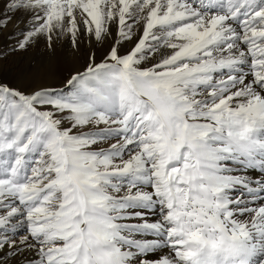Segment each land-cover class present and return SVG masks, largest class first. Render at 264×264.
<instances>
[{"label": "snow or ice", "instance_id": "1", "mask_svg": "<svg viewBox=\"0 0 264 264\" xmlns=\"http://www.w3.org/2000/svg\"><path fill=\"white\" fill-rule=\"evenodd\" d=\"M0 264H264V0H0Z\"/></svg>", "mask_w": 264, "mask_h": 264}, {"label": "rangeland", "instance_id": "2", "mask_svg": "<svg viewBox=\"0 0 264 264\" xmlns=\"http://www.w3.org/2000/svg\"><path fill=\"white\" fill-rule=\"evenodd\" d=\"M39 50L33 49V58L35 57V55L37 56ZM20 54H17L15 56H11L9 57V60L5 63L4 67H3V73L2 74H6L8 79H12L14 76H16L18 73L24 72L26 73V76L28 79H31L32 77L36 76L32 71H27L29 68L32 69V67H28V63H21L19 61V56ZM57 56H61L62 57V61H64L65 63L69 62L68 59V55L67 53L61 52V51H56V53L53 55V60L57 59ZM58 60V59H57ZM60 61L59 64L56 63L55 66L53 67V73L56 72V74L58 75V77H60L62 74H66V67L64 64V62ZM19 63V64H18ZM45 66H41L40 64H38V68H44ZM59 68V70H58ZM12 74L13 77H12ZM37 75L40 77V79H44L45 77H49L51 76L52 78H56V75H50L49 73L45 72L44 70L40 71L37 73ZM51 79H49V82H54Z\"/></svg>", "mask_w": 264, "mask_h": 264}, {"label": "bare ground", "instance_id": "3", "mask_svg": "<svg viewBox=\"0 0 264 264\" xmlns=\"http://www.w3.org/2000/svg\"><path fill=\"white\" fill-rule=\"evenodd\" d=\"M58 51L67 53L68 55V59L69 62L65 63L64 61H62V57L61 56H57L55 59L53 60V55H49L44 49L43 47H41L39 49V52L37 54V56L35 55V57L33 58L34 54H33V50L27 52V53H21L19 56V61L22 63H28V67H32V70L36 76L38 72L44 70L45 72L49 73L50 75H56V78H52V81H55V79H58V75L55 73H53V67L55 66L56 63L59 64L60 61L64 62L66 69H68L70 66H72L75 63V59L74 57L71 55V53L69 51H67L66 49H57ZM19 64V63H18ZM38 64H40L41 66H45L44 68H38ZM59 70V68H58ZM14 74H12L13 77ZM39 77V76H38ZM40 78V77H39Z\"/></svg>", "mask_w": 264, "mask_h": 264}]
</instances>
